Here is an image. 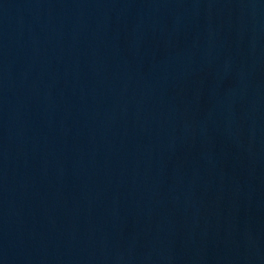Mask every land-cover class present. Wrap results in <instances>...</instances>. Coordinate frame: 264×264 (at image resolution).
<instances>
[{
    "label": "water",
    "instance_id": "water-1",
    "mask_svg": "<svg viewBox=\"0 0 264 264\" xmlns=\"http://www.w3.org/2000/svg\"><path fill=\"white\" fill-rule=\"evenodd\" d=\"M0 264H264V0H0Z\"/></svg>",
    "mask_w": 264,
    "mask_h": 264
}]
</instances>
